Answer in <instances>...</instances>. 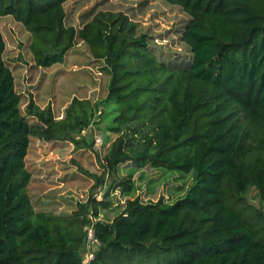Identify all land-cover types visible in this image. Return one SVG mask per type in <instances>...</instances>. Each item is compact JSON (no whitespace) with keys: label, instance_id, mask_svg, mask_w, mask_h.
Masks as SVG:
<instances>
[{"label":"trees","instance_id":"trees-1","mask_svg":"<svg viewBox=\"0 0 264 264\" xmlns=\"http://www.w3.org/2000/svg\"><path fill=\"white\" fill-rule=\"evenodd\" d=\"M66 1L0 0V17L30 34L37 67L63 63L79 39L110 77L103 100L74 99L61 119L32 100L22 113L0 32V264H264V0H164L189 16L181 40L191 57L178 69L122 15L66 25ZM93 128L105 142L106 132L117 135L96 178L103 188L105 174L113 177L102 199L72 215L36 212L31 138L92 149ZM128 161L194 173L195 182L172 204L135 198L111 222L99 220L113 191H132L130 179H116ZM251 188L262 207L247 202ZM90 227L99 246L88 261Z\"/></svg>","mask_w":264,"mask_h":264},{"label":"rangeland","instance_id":"rangeland-1","mask_svg":"<svg viewBox=\"0 0 264 264\" xmlns=\"http://www.w3.org/2000/svg\"><path fill=\"white\" fill-rule=\"evenodd\" d=\"M64 10L65 24L75 30L94 17L108 19L122 15L135 26L136 36L148 37L151 52L159 61L178 69L190 60L189 47L181 40L189 16L177 5L164 0H68ZM0 32L5 42L3 59L14 76L22 113L32 100L40 109L49 107L58 120L74 99L93 105L106 97L110 77L104 69V61L94 58L82 40H75L63 63L42 68L33 61L29 49L31 37L22 24L11 16L0 17ZM103 125L101 123L99 127ZM91 134L93 148L82 150H76L68 142L49 143L31 138L26 166L31 173L28 194L36 212L72 215L79 213L80 205L91 196L97 201L102 199L101 192L113 177L105 174L103 188H96V178L105 172L101 164L117 135L106 132L105 142L100 130L93 128ZM127 178L131 180L132 191H113L107 199L109 207L99 208V220L111 222L126 201L135 198L143 203L163 200L172 204L195 182L194 173L169 172L151 168L148 162L132 161L117 167L116 179ZM246 198L252 207H262L254 188L248 191Z\"/></svg>","mask_w":264,"mask_h":264},{"label":"built area","instance_id":"built-area-1","mask_svg":"<svg viewBox=\"0 0 264 264\" xmlns=\"http://www.w3.org/2000/svg\"><path fill=\"white\" fill-rule=\"evenodd\" d=\"M100 144H102V142H100ZM86 240L87 241H86L85 259L90 261L94 258V253L92 252V250H95L99 246V243L95 239L94 233L91 227L87 230Z\"/></svg>","mask_w":264,"mask_h":264}]
</instances>
